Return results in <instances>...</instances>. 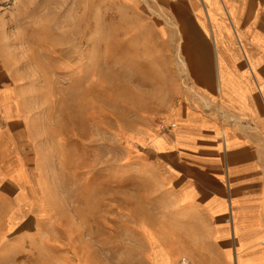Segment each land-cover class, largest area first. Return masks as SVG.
Here are the masks:
<instances>
[{"label": "rangeland", "instance_id": "1", "mask_svg": "<svg viewBox=\"0 0 264 264\" xmlns=\"http://www.w3.org/2000/svg\"><path fill=\"white\" fill-rule=\"evenodd\" d=\"M180 5L0 0L1 58L38 156L26 195L33 206L48 202L26 219V210L6 208L17 194L0 192V264H82L75 232L92 211L100 240L88 264H124L123 247L101 233L103 212L121 229L124 214L134 215L124 206L130 190L165 181L155 160L159 125L179 88L193 91L183 49L192 23Z\"/></svg>", "mask_w": 264, "mask_h": 264}, {"label": "crops", "instance_id": "2", "mask_svg": "<svg viewBox=\"0 0 264 264\" xmlns=\"http://www.w3.org/2000/svg\"><path fill=\"white\" fill-rule=\"evenodd\" d=\"M160 1L181 4L192 23L183 46L192 95L179 88L159 125L164 183L130 190L124 206L134 215L124 214L118 229L103 212L100 232L123 247L124 264H264V0ZM1 54L0 192L16 193L6 208L26 210L28 219L48 202L33 206L26 195L37 150ZM94 220L89 212L76 228L82 264L99 251Z\"/></svg>", "mask_w": 264, "mask_h": 264}, {"label": "bare ground", "instance_id": "3", "mask_svg": "<svg viewBox=\"0 0 264 264\" xmlns=\"http://www.w3.org/2000/svg\"><path fill=\"white\" fill-rule=\"evenodd\" d=\"M8 1L13 2L14 0H8ZM84 203H85V202H84ZM84 203H83V204H84ZM180 264H184V260H181V261H180Z\"/></svg>", "mask_w": 264, "mask_h": 264}, {"label": "built area", "instance_id": "4", "mask_svg": "<svg viewBox=\"0 0 264 264\" xmlns=\"http://www.w3.org/2000/svg\"><path fill=\"white\" fill-rule=\"evenodd\" d=\"M172 127V126H171ZM185 264V263H184Z\"/></svg>", "mask_w": 264, "mask_h": 264}]
</instances>
